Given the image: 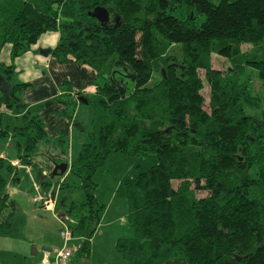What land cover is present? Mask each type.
Wrapping results in <instances>:
<instances>
[{
    "label": "trees",
    "instance_id": "1",
    "mask_svg": "<svg viewBox=\"0 0 264 264\" xmlns=\"http://www.w3.org/2000/svg\"><path fill=\"white\" fill-rule=\"evenodd\" d=\"M182 6L187 15L178 18ZM94 9L105 10L107 21L91 17ZM49 32L59 34L50 50L58 63L96 73L91 97L67 82L59 87L70 122L79 97L93 111L88 142L70 163L64 132L51 140L40 107L23 103L29 85L14 66ZM5 48L0 141L13 139L25 165L42 143L55 164L68 165L57 190L80 195L61 201L59 219L80 240L75 262L89 256L104 209L93 194L95 174L112 155L153 154L156 163L124 183L131 237L118 238L114 249L126 264H264V112L257 114L261 101L244 78L250 69L264 87V0H0V54ZM212 55L230 67L212 69ZM17 179L0 158V235L11 232L15 205L7 186Z\"/></svg>",
    "mask_w": 264,
    "mask_h": 264
},
{
    "label": "rangeland",
    "instance_id": "2",
    "mask_svg": "<svg viewBox=\"0 0 264 264\" xmlns=\"http://www.w3.org/2000/svg\"><path fill=\"white\" fill-rule=\"evenodd\" d=\"M218 1L210 0L213 4H217ZM174 15L178 18H184L187 15L185 6L176 9ZM203 20L204 17H199L197 24L202 23ZM249 49L250 46L241 47L242 52L249 51ZM211 61L212 69L214 70L225 72L230 67L225 59L216 55H212ZM244 72V78L247 79L245 81L248 83L250 94L261 101L260 109L257 112L259 115L264 112V87L255 72L247 68ZM199 76L203 79L202 71L199 72ZM154 79L158 80V76H154ZM126 82L127 88L130 90L132 83L129 80ZM201 95L205 101L203 108L209 112L210 89L205 82L203 83ZM81 109L83 113L79 112V115H77L85 132L80 133L78 129L75 130L73 148L70 149L71 146H69L70 154L73 152L72 156H74V159L81 148L75 149L78 137L82 136L84 137V142H88V132L93 113L92 108L88 105L81 107ZM76 113L77 108L74 112V118L77 116ZM0 150H4L7 153V160L11 165L14 162L18 163L17 167L12 165L16 168L18 179L10 182L7 186L9 202L15 205V215L11 232L7 235H0V264H5L6 260H8L6 261L7 264H10L12 259L18 258L24 252L31 255L32 249H35V247L29 243V241H32L30 238H35L38 242L42 239H44V242L48 241V246L57 254L63 248L60 231L64 230L65 227L59 219L60 214L64 211L60 203L67 197L70 199L78 198L79 192L76 189H67L59 192L55 182L57 180L60 181V177H53L56 180L53 183L55 186L52 185L49 177L53 179L51 172L55 163L52 165L48 161L51 159L52 152L46 144L38 145L33 154L31 165H25L18 160V151L13 139L0 141ZM155 163L156 160L153 154H148L146 157L112 155L95 174L93 180L97 187L93 194L98 203L104 206V209L100 215L99 226L91 239L90 253L86 258L87 264H126L114 249L118 238L131 237V230L126 220L127 204L124 183L127 179L135 178L139 173L146 171ZM44 170L47 173H44ZM66 173L64 174L65 176ZM42 177H46L45 184L40 183ZM52 193L53 197H55L54 213L43 208L41 202L36 201L39 196L45 198L50 194L52 195ZM202 196H205V193H197V197ZM79 244L80 240L73 238L65 245V249L74 253ZM40 248L38 246V249ZM181 260L185 263L183 259ZM18 262L20 263V260Z\"/></svg>",
    "mask_w": 264,
    "mask_h": 264
},
{
    "label": "crops",
    "instance_id": "3",
    "mask_svg": "<svg viewBox=\"0 0 264 264\" xmlns=\"http://www.w3.org/2000/svg\"><path fill=\"white\" fill-rule=\"evenodd\" d=\"M58 39L59 34L56 32H49L41 35L37 42L32 45L26 53L15 59L14 66L18 74V80L29 85L22 93L23 103L29 106L40 107L39 115L45 125V132L51 140L55 139L60 131L64 132L68 140L69 150L66 159L67 162L70 163L74 159V156H72L73 152L70 154V149L73 148L75 130L78 129L80 133L85 132L81 127V122L78 120L79 112L83 113L81 107L85 105L82 103L77 104L76 115H78L75 117L76 120L74 118V122H70L63 115L65 105L57 100L59 87L67 82L73 90L82 92V95L86 98L91 97L94 94L93 82L96 79V73L86 65H78L72 62L63 64L58 63L56 59L50 55V50L56 46ZM42 51H48V54L45 56L42 54ZM0 62L5 64L10 62L9 48H5L1 52ZM76 142L77 147L75 146V149L77 150L85 143L84 137L79 136ZM8 143H10V141H8ZM9 146L11 145L9 144ZM69 146H71L70 149ZM6 154L4 150H0V158L7 159ZM56 157L55 153L51 154V159L48 161L54 165L53 163L56 162ZM43 172L45 173L46 170ZM45 178L46 177L41 178V184L46 183ZM49 179L52 185H54L53 183L56 179H51L50 177ZM55 183L57 184L58 180ZM7 194L9 195L8 192ZM30 239L32 241H29V243L35 247V249H32L31 255L25 252L21 253L18 258L15 257L12 259L10 264H87L86 259L75 262L72 256L67 259L65 263H60L55 251L48 246V241L44 242V239H42L38 242L35 238ZM38 246L41 248L38 249ZM18 260H20V263ZM6 261L5 264H7ZM165 264L185 263L181 259H174Z\"/></svg>",
    "mask_w": 264,
    "mask_h": 264
},
{
    "label": "built area",
    "instance_id": "4",
    "mask_svg": "<svg viewBox=\"0 0 264 264\" xmlns=\"http://www.w3.org/2000/svg\"><path fill=\"white\" fill-rule=\"evenodd\" d=\"M12 165L14 166H18L17 162L12 163ZM54 195H48L47 197H42L39 196L36 201L41 202V205L43 206V208L51 211L52 213H54V203H55V197H53ZM64 230L60 231V238L63 240V248L57 253V259H59L60 263H65V261L67 259L70 258L72 252L70 250L65 249V245L72 240V236L69 232V230L67 229L66 225L64 224Z\"/></svg>",
    "mask_w": 264,
    "mask_h": 264
},
{
    "label": "water",
    "instance_id": "5",
    "mask_svg": "<svg viewBox=\"0 0 264 264\" xmlns=\"http://www.w3.org/2000/svg\"><path fill=\"white\" fill-rule=\"evenodd\" d=\"M89 15L93 18H95L97 21H99L100 23L106 22L108 19L107 13L105 10L103 9H94V11H92L91 13H89ZM43 55H47L48 51H42ZM78 102L82 103L84 105L87 104V101L85 98L83 97H79L78 98ZM68 169V165L66 163H60V164H55L54 168L51 172V177H62Z\"/></svg>",
    "mask_w": 264,
    "mask_h": 264
}]
</instances>
